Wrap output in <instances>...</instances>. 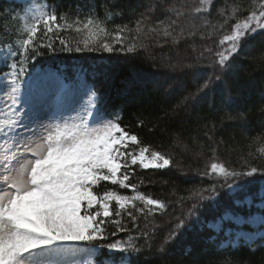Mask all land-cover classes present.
Returning a JSON list of instances; mask_svg holds the SVG:
<instances>
[{"label":"snow or ice","instance_id":"snow-or-ice-1","mask_svg":"<svg viewBox=\"0 0 264 264\" xmlns=\"http://www.w3.org/2000/svg\"><path fill=\"white\" fill-rule=\"evenodd\" d=\"M102 7L103 18L94 3L73 9L58 0H24L16 8H0V68L5 69L0 71V264H140L154 248L156 254L163 253L189 230L208 233L213 243L219 240L217 251L264 248V147L242 156L237 170L217 162V147L210 146L212 162L202 174L213 182L181 198L191 205L156 247V226L149 218L166 211L169 202L140 191L131 180L132 166L164 169L173 164L174 154L142 145L137 134L122 126L121 115L97 88L96 74L89 77L83 67L70 73L57 66L45 79L34 64L47 53L130 54L147 49L153 38L176 45L199 36L211 43L197 50L196 61L207 55L212 70L184 98L195 100L229 76L252 40L264 37V0H161L122 24L112 21L123 17L124 7ZM157 8L161 17L153 21ZM8 20L19 24L9 27L3 23ZM69 30L82 38L69 41L63 35ZM34 84L41 101L46 97L56 105L51 114L32 103ZM25 85L28 99L22 100ZM230 100L222 98L221 107ZM225 116L234 119L230 113ZM204 127L207 139L217 143L215 122ZM254 144H264V133L251 139L249 149ZM102 182L113 187L101 193L97 189ZM116 186L131 189L133 195L122 194ZM218 187L227 189L224 199ZM205 211L218 214L210 220ZM244 215L251 220L245 226L253 236H233L231 222ZM120 234L127 238H117ZM219 264L251 262L229 259Z\"/></svg>","mask_w":264,"mask_h":264},{"label":"trees","instance_id":"trees-1","mask_svg":"<svg viewBox=\"0 0 264 264\" xmlns=\"http://www.w3.org/2000/svg\"><path fill=\"white\" fill-rule=\"evenodd\" d=\"M23 2L24 0H0V8L5 5L16 8ZM58 2L73 9L78 4L94 3L102 18L103 4L108 3L110 7L115 4L117 10L124 7L123 17L117 16L112 21L122 24L133 22L140 12L152 4H160L161 0ZM164 2L173 3L175 0ZM219 2L221 0H218ZM132 9H135V14ZM161 12L162 9L157 8L153 21L161 17ZM3 23L15 27L19 21L8 20ZM63 35L72 42L82 38L71 30ZM206 43L211 41L202 40L199 36L186 38L176 45L170 40L166 43L164 38L157 43L153 38L147 41V49L136 53L57 52L47 53L34 62L36 72L43 70L44 78H47L46 73L57 66L67 69L70 73H75L77 68L83 67L88 70L89 77L96 74L97 88L107 97L111 110L121 115L122 126L127 125L137 134L142 145L174 154L173 164L164 169H141L138 165L132 166L135 176L131 177V180L138 184L140 191L169 202L166 211L158 212L154 218H149L156 226V247L167 235L176 218L185 215L191 205V201L181 198L186 197L190 189L208 186L213 182L211 177L202 174L205 165L212 162L210 146L217 147V162H227L237 170L242 167V156L247 157L249 151L256 152L258 148L264 147V144H254L251 149L248 147L252 138L264 133V59L261 58L264 37L258 35L251 41V46L241 52L232 72L223 82H214L206 93L195 100L184 102V98L190 92H195L198 84L203 83L211 73L212 69L208 63L211 58L207 55L200 60L203 64L194 67L184 65L195 60L197 50ZM192 45L195 47L193 53L190 52ZM172 64L180 66L175 68ZM2 70L5 69L0 68V71ZM26 89L27 85L22 89V100L27 98ZM227 97L231 98L230 102L221 107L222 98ZM226 113H230L234 119H227ZM221 117H225L223 124ZM139 120L144 121L142 126L139 125ZM213 122L217 125L214 134V141L217 143L209 141L204 135V125L211 127ZM221 141L222 143H219ZM201 143L204 145L203 149L200 147ZM106 187L112 188L113 185L110 182H102L97 190L102 193ZM116 187L124 195H133L131 189ZM218 191L221 199H224L227 195L225 189L218 187ZM217 214L206 211L204 213L210 220ZM143 224L141 220V225ZM151 227L149 224L148 229ZM109 230L111 231V228ZM117 238L127 237L120 234ZM219 243V240L214 243L209 241L208 233L189 230L176 241L166 245L163 253L156 254L154 248L153 254H146L141 258L140 264H219L220 261L229 259L264 264V248H257L255 252L249 251L247 247H241L238 251H217L216 245Z\"/></svg>","mask_w":264,"mask_h":264},{"label":"rangeland","instance_id":"rangeland-1","mask_svg":"<svg viewBox=\"0 0 264 264\" xmlns=\"http://www.w3.org/2000/svg\"><path fill=\"white\" fill-rule=\"evenodd\" d=\"M194 51H195V47H194V45H192L190 52L193 53ZM200 64H203V63H201V61L197 62L195 59L192 62L185 63L184 65L187 67H189L188 65H191V67H194V66H198ZM171 66H173L175 68H179L180 65L172 64ZM198 74L199 73H196V75H198ZM45 79H47V78H45ZM37 92H38V90L34 84L33 85V92H32V103L35 104L38 108L41 107V105H42V111L45 113L51 114V112L56 109V105L51 100H48L46 97H45L44 101H41L37 95ZM26 97H27L26 99H28V89L26 90ZM45 119H46V117H45ZM220 182L223 183L222 180ZM229 183H231V181H229ZM225 191L227 192V189H225ZM258 203H259V201L257 200L256 204H258ZM231 223H232V227L234 226L233 232H232L233 236H237L241 233H246L247 235L253 236V230L245 226V225L251 224V220L249 219L248 216L244 215L241 217V219L239 221L234 220ZM236 227H240V228H236ZM258 242H260V241L257 239V243ZM241 243H243V240H241Z\"/></svg>","mask_w":264,"mask_h":264}]
</instances>
